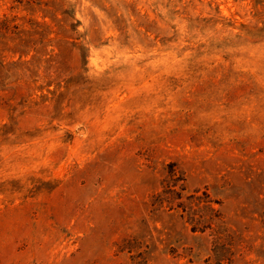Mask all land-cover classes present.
I'll return each instance as SVG.
<instances>
[{
  "label": "rangeland",
  "instance_id": "374dc122",
  "mask_svg": "<svg viewBox=\"0 0 264 264\" xmlns=\"http://www.w3.org/2000/svg\"><path fill=\"white\" fill-rule=\"evenodd\" d=\"M0 264H264V0H0Z\"/></svg>",
  "mask_w": 264,
  "mask_h": 264
},
{
  "label": "trees",
  "instance_id": "16d2710c",
  "mask_svg": "<svg viewBox=\"0 0 264 264\" xmlns=\"http://www.w3.org/2000/svg\"><path fill=\"white\" fill-rule=\"evenodd\" d=\"M176 175H178L177 171L176 170H172V172L169 173V182H167L168 189H169L167 192H169V194H171V196H170L171 198H169V204H171V205H173L174 199L181 197V195H182V193L184 191V186L183 185H179V186L177 185L178 177H176ZM207 203H208V200H207ZM178 208L184 209V207H180V206ZM201 221L203 223H205V227L204 228H206V227L211 228L212 225H213L212 219H202ZM222 222L223 221H220L216 226L220 227V225L223 224ZM195 224H196V226H199L202 223H200L199 221L195 220Z\"/></svg>",
  "mask_w": 264,
  "mask_h": 264
}]
</instances>
